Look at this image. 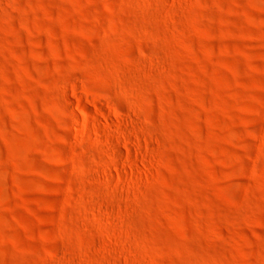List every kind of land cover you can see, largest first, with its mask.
Here are the masks:
<instances>
[{"label":"rangeland","instance_id":"374dc122","mask_svg":"<svg viewBox=\"0 0 264 264\" xmlns=\"http://www.w3.org/2000/svg\"><path fill=\"white\" fill-rule=\"evenodd\" d=\"M0 264H264V0H0Z\"/></svg>","mask_w":264,"mask_h":264}]
</instances>
